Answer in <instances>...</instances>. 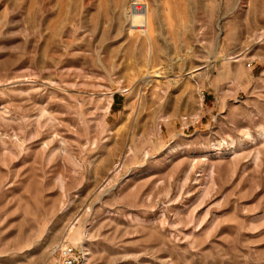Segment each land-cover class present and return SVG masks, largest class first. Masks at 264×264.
<instances>
[{
  "label": "rangeland",
  "instance_id": "obj_1",
  "mask_svg": "<svg viewBox=\"0 0 264 264\" xmlns=\"http://www.w3.org/2000/svg\"><path fill=\"white\" fill-rule=\"evenodd\" d=\"M132 1L0 0V264H264V0Z\"/></svg>",
  "mask_w": 264,
  "mask_h": 264
},
{
  "label": "bare ground",
  "instance_id": "obj_2",
  "mask_svg": "<svg viewBox=\"0 0 264 264\" xmlns=\"http://www.w3.org/2000/svg\"><path fill=\"white\" fill-rule=\"evenodd\" d=\"M143 5L144 4L140 3L139 0H133L130 5V12L133 14H138L142 10Z\"/></svg>",
  "mask_w": 264,
  "mask_h": 264
},
{
  "label": "built area",
  "instance_id": "obj_3",
  "mask_svg": "<svg viewBox=\"0 0 264 264\" xmlns=\"http://www.w3.org/2000/svg\"><path fill=\"white\" fill-rule=\"evenodd\" d=\"M69 264H71V262H69Z\"/></svg>",
  "mask_w": 264,
  "mask_h": 264
}]
</instances>
